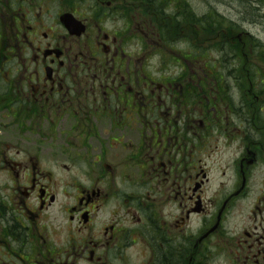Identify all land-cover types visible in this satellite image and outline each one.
Segmentation results:
<instances>
[{
    "label": "flooded vegetation",
    "instance_id": "1",
    "mask_svg": "<svg viewBox=\"0 0 264 264\" xmlns=\"http://www.w3.org/2000/svg\"><path fill=\"white\" fill-rule=\"evenodd\" d=\"M193 1L0 0V264H264V0Z\"/></svg>",
    "mask_w": 264,
    "mask_h": 264
},
{
    "label": "rangeland",
    "instance_id": "2",
    "mask_svg": "<svg viewBox=\"0 0 264 264\" xmlns=\"http://www.w3.org/2000/svg\"><path fill=\"white\" fill-rule=\"evenodd\" d=\"M248 0H194L193 5L198 9L199 13L206 12L208 6H213L218 12L235 17L239 12H244ZM247 7V6H246ZM248 9V8H247Z\"/></svg>",
    "mask_w": 264,
    "mask_h": 264
},
{
    "label": "bare ground",
    "instance_id": "3",
    "mask_svg": "<svg viewBox=\"0 0 264 264\" xmlns=\"http://www.w3.org/2000/svg\"><path fill=\"white\" fill-rule=\"evenodd\" d=\"M247 6V7H246ZM244 5V9H245V11L244 12H247V13H249L248 11H251L250 9H249V7H248V5ZM248 8V9H247ZM240 13V12H239Z\"/></svg>",
    "mask_w": 264,
    "mask_h": 264
},
{
    "label": "trees",
    "instance_id": "4",
    "mask_svg": "<svg viewBox=\"0 0 264 264\" xmlns=\"http://www.w3.org/2000/svg\"><path fill=\"white\" fill-rule=\"evenodd\" d=\"M203 22L206 24L207 23V20H203ZM204 23H201V26H203Z\"/></svg>",
    "mask_w": 264,
    "mask_h": 264
}]
</instances>
